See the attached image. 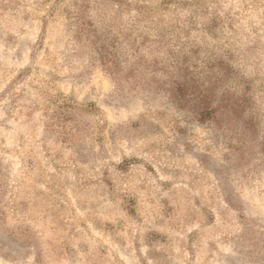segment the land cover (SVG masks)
Here are the masks:
<instances>
[{"label": "rangeland", "instance_id": "374dc122", "mask_svg": "<svg viewBox=\"0 0 264 264\" xmlns=\"http://www.w3.org/2000/svg\"><path fill=\"white\" fill-rule=\"evenodd\" d=\"M79 7L124 54L140 18L264 81V0H0V264H264V166L121 89L75 39Z\"/></svg>", "mask_w": 264, "mask_h": 264}, {"label": "trees", "instance_id": "16d2710c", "mask_svg": "<svg viewBox=\"0 0 264 264\" xmlns=\"http://www.w3.org/2000/svg\"><path fill=\"white\" fill-rule=\"evenodd\" d=\"M81 7L75 39L82 48L89 45L82 39L88 40L121 89L128 84L151 95H166L177 108L187 111L197 123L208 125L230 146V158L235 159L236 167L263 168L264 129L255 94L264 90V81L258 82L235 67L231 49L221 54L193 40L180 43L181 34L187 33L184 27L167 28L159 22L140 24L142 19L137 18V26L123 34L132 49L127 55L124 47L119 50L122 41L102 37L95 26L84 21ZM211 27H218L217 21L213 20ZM209 33L218 35V30Z\"/></svg>", "mask_w": 264, "mask_h": 264}]
</instances>
